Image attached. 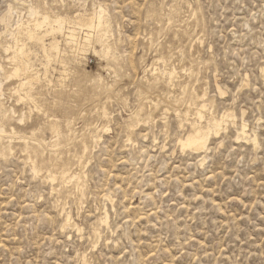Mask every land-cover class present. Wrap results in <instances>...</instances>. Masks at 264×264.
Returning <instances> with one entry per match:
<instances>
[{
  "label": "rangeland",
  "instance_id": "rangeland-1",
  "mask_svg": "<svg viewBox=\"0 0 264 264\" xmlns=\"http://www.w3.org/2000/svg\"><path fill=\"white\" fill-rule=\"evenodd\" d=\"M31 4L52 26L55 16L105 13L98 30L64 24L51 33L45 24L37 31L45 53L23 35L34 80L19 93L37 110L12 94L26 74L5 80L11 65L0 47L2 102L25 115L0 136V264H264V0H0V17L11 5L29 20ZM72 30L81 45L90 38L88 53L67 45ZM173 69L167 86L161 73ZM201 101L206 115L228 117L204 151L183 152L177 142L190 127L180 128L175 110ZM51 120L73 132L56 148L46 146ZM242 122L246 138L237 139ZM106 125L95 146V129ZM82 141L88 152L78 163ZM62 170L76 179H48Z\"/></svg>",
  "mask_w": 264,
  "mask_h": 264
},
{
  "label": "bare ground",
  "instance_id": "bare-ground-1",
  "mask_svg": "<svg viewBox=\"0 0 264 264\" xmlns=\"http://www.w3.org/2000/svg\"><path fill=\"white\" fill-rule=\"evenodd\" d=\"M14 13L17 14V20L12 25L11 24V22H12L11 19H12V15ZM104 13H105V11L99 7L98 11L94 10L89 15L77 14L74 17L55 16V19L52 22L54 23V26L58 28L57 30H62V28L64 27L63 26L64 24H66L68 27H71V28H72V26H74L75 28H80V29H87V30L97 29L98 30V29H100V27L102 25V18H103ZM39 14H40L39 6L31 4L29 9H28V18H29V20H25L24 21L23 17H20L21 13L16 11L15 8H13L11 5H8L7 9H6V13H4L0 17V24L2 25L1 26L2 27V32L0 33V47L3 49L4 54H6V56H7L6 61L11 65L10 71H6L7 74L5 76V80H10L12 78H16V77L19 76L20 72L25 71L24 72L26 74V76L24 77L25 82L20 83L16 87H14L12 89V91H13L12 94L16 96V100L18 102H24L25 100L30 101L33 104L34 109H36V110L39 109V106L37 105L35 99H32L27 93H23L22 95H20L19 89L24 87L25 85H29L31 83V81L34 80L33 79V75L30 73V69L31 68H30V65L28 64V59H27L28 58V54H27V52L25 50V44H24V41H23V35L26 37V39H28V41L36 42L38 45H41L42 50L45 53L46 49H45V44H44V37L46 36V33L42 34V33H38L37 31L42 30L45 27V24H46V25H48L50 27L51 33L54 32V26L50 25L48 16L46 14H44L43 15L44 21L43 22H39L37 20V17L39 16ZM88 33H90V32H88ZM95 33H96V31H95ZM3 39H5V40H3ZM66 43H67V45L76 46L79 49H82L83 52H87L88 53V51H86V47L90 45L91 40H90L89 37L85 36L83 45H81L80 42L77 41L75 31L72 30L66 36ZM49 46L52 47L51 49H53L54 46H56L55 41L50 43ZM113 50H115L114 47H113ZM92 53L95 56L97 55V52L95 50H93ZM102 53L105 56L110 54V46L107 43L104 44ZM82 57H83V55H82ZM85 58L86 57H84V59L83 58L82 59H83V62L86 63V59ZM113 60L115 61V59H113ZM102 69L105 70V71L109 70V68H107V67H102ZM153 70H151V71H153ZM6 72H5L4 68H3V66L0 64V73L5 75ZM262 72L264 73V68L262 69ZM114 79H115V75H114L113 80ZM174 79H175L174 69L173 70H168L166 73H161V80L164 81V84L167 85V86H172V84L174 82ZM100 80L101 79H100V76H99L98 81H100ZM154 80L156 81V80H158V78L155 77ZM142 82H143V80H142ZM145 86H147V85H145ZM2 90H3L2 89V84L0 82V136H2L3 134L6 133V126L9 124V122L15 120L19 125L20 124L23 125V122L25 120V115L24 114H21V115L17 114L16 110L13 107H9V108L5 107L4 103L2 102V100H4V92ZM217 91H219V93L222 94V92L220 91L219 88H218ZM51 94H53V93H51ZM78 94H79V96H81L80 93H78ZM93 95H95V93ZM194 95H195V93H194ZM179 98H182V97H179ZM200 98H202V97H200ZM178 103H179V101H178ZM102 106H103V104H102ZM175 107H176V105H175ZM206 108H207V105H205V102L201 101L199 103L186 106L184 114H182L180 112V110H175V115L174 116H176V118L178 119L179 124H180V128L183 127V124H187L190 127V132L187 133L185 137H182V138L178 139L177 145L181 148V151H183V152L185 150L186 151L187 150H191V151H194V152L204 151L206 149V146H207L209 138L211 136L218 135L220 130H221L222 124L224 122H226V119H227L226 117H228V114H224L220 119H217L216 117H213L211 114L206 115ZM93 109H94V107H93ZM73 110H74V108H73ZM83 110H84V108H83ZM137 111H139V110H137ZM190 111L194 112L193 114H194V117H195L194 121H192V122H191V120L188 119V113ZM102 113H103V118L107 119L108 114L106 113L105 108L103 109ZM78 114H81V113H78ZM161 115H163V113ZM146 116L149 117L148 115H146ZM80 117H82V116H80ZM138 118H139V114L136 113V114L130 116V118L128 120V122H129L127 124L128 142H131L130 135H131L133 129L140 122ZM160 119H161V117H160ZM204 120L206 121V126L204 128H201L199 126V124H201V122H203ZM49 127H50V131L52 133V139L53 140L50 143H46V146H49L50 148H56V147L59 146V139H60L61 135L63 134V132H65V134L68 135V136H72L73 135L72 129L70 127V122H67V123L64 124V131H63V126L61 125L60 121H58V120H51L49 122ZM99 129H95L96 130L95 134L97 136H94L92 138V143L95 146L98 145V143L101 141V135H100L101 132H102V134H103V132H108L109 126L106 125V126H104L102 128H99ZM246 129H247V125L244 122H242L241 126H240V129L237 132V139H240V138L245 139L246 138ZM22 131H24V130H22ZM18 133L19 132L15 128L10 127V135H18ZM65 134H63V135H65ZM80 134H82V133H80ZM24 139L25 138H23L22 140H24ZM36 142H37V147H40L42 145L41 142H38L37 140H36ZM252 143L254 145L257 144V141H256L255 137L252 139ZM10 148H12V147H10ZM30 149L31 148L29 146L28 141L24 142V150L28 151ZM81 150H82V153H81V156L78 157V163H80L82 161V159H84V156L88 152V146H87V144L84 141H82V143H81ZM195 154H197V153H195ZM31 169H32L33 172H38V169H37L35 163H32ZM48 179L50 181H52V182H55V181H58V180L59 181L68 180V182H72L73 180L76 179V175L73 172H70L68 170H62L59 173V176H55L53 174H49L48 175ZM84 186L85 185L80 184V183L76 184L77 191L79 192V195L81 197H83ZM70 223H71L70 215L69 214H65L64 220H63V228H65L67 226H70ZM103 223L106 224V220L103 221ZM73 227L75 228L76 232H78V234L82 231L81 228L78 225H76V224H74ZM84 258H85V256H84Z\"/></svg>",
  "mask_w": 264,
  "mask_h": 264
}]
</instances>
